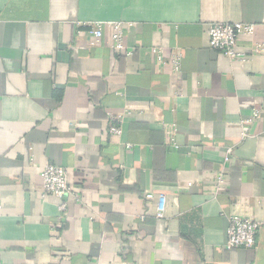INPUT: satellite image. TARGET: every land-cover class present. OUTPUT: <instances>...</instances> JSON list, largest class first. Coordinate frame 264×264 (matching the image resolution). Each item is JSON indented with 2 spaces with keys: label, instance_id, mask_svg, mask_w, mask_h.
<instances>
[{
  "label": "crops",
  "instance_id": "crops-1",
  "mask_svg": "<svg viewBox=\"0 0 264 264\" xmlns=\"http://www.w3.org/2000/svg\"><path fill=\"white\" fill-rule=\"evenodd\" d=\"M88 21L131 23L126 48ZM214 22L256 25L247 60L210 48ZM255 44L264 0H0V264H264V225L256 248L225 246L230 215L264 219ZM50 163L63 199L43 194Z\"/></svg>",
  "mask_w": 264,
  "mask_h": 264
},
{
  "label": "built area",
  "instance_id": "built-area-1",
  "mask_svg": "<svg viewBox=\"0 0 264 264\" xmlns=\"http://www.w3.org/2000/svg\"><path fill=\"white\" fill-rule=\"evenodd\" d=\"M131 23L125 21H88L83 22L82 26L87 28L91 34L94 35L95 40H100L104 35V29L106 26L112 28V47L114 49H125L124 36L126 27L131 26ZM256 31V25L253 23L245 22H214L209 26V46L210 48L219 51L226 58L230 60H247L249 54L239 51L237 49L238 41L242 37H251ZM256 51L264 49L263 45L255 44ZM253 46V47H254ZM132 54L131 51L127 52ZM159 62H165L161 53L157 55ZM171 64L174 71L181 70L180 55H174L171 59ZM259 114V111H255L253 118ZM251 120H246L250 122ZM109 125V132L114 135L122 133V122L116 118L111 117ZM176 132V127L173 126L170 130L171 135ZM171 144L178 148L174 139L171 140ZM128 148H132L130 143L127 144ZM230 150L224 158L225 164L229 163L231 156ZM227 168V165H225ZM226 168L220 171L217 175L216 181L220 183L223 178V174L227 171ZM43 194H53L58 198H65L70 192L71 187L68 182L67 170L65 167L50 163L43 167L41 173ZM164 196H159L158 204V217H164ZM161 202V203H160ZM163 202V203H162ZM1 208V205H0ZM62 209L65 205L62 204ZM229 225L226 230V249L231 250L234 248L253 249L257 246L258 234L260 228L264 225V219L257 220L246 215L232 214L228 217Z\"/></svg>",
  "mask_w": 264,
  "mask_h": 264
}]
</instances>
